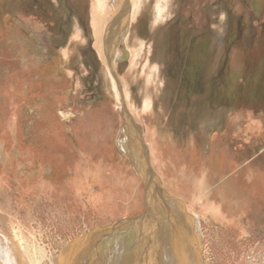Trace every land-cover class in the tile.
I'll use <instances>...</instances> for the list:
<instances>
[{
  "label": "rangeland",
  "instance_id": "374dc122",
  "mask_svg": "<svg viewBox=\"0 0 264 264\" xmlns=\"http://www.w3.org/2000/svg\"><path fill=\"white\" fill-rule=\"evenodd\" d=\"M5 2L0 0V17L20 26L22 30L36 37L41 45L48 43V46L54 51L56 59H60V55L67 49H74L70 61H67V66L62 65L65 64L63 61H54L57 71H61L63 68L70 76L66 85L64 83L56 84L55 95L61 92L67 94L66 101L58 100L56 103L54 117L57 123L74 124L87 113H108L107 116L109 114L111 117L114 116L116 126L114 140L117 142L120 137L125 136V112L132 115L136 126L143 132L139 136V149L145 156L147 155L148 161L145 162L160 181L162 198L165 200L162 207H159L162 209L160 212L164 218H162L163 222H168L173 217L172 203L184 202L180 206L182 216L189 215L186 209L188 211L190 208L191 212L200 215L202 238L201 245H196V248L200 251L198 252L204 263L264 264V195L248 200L249 202L244 204L247 207L243 208L238 200L232 199L234 194H230L229 189L233 187L234 182L236 186L233 187V191H239L243 184L249 189L251 183L244 180V183L240 185L235 181L236 179H226L217 187L221 175L217 169V171L213 170L209 173L206 166L202 164L203 162L190 168V171H181L179 165L184 166L183 162H185L182 159L180 163H171L169 166L171 168L170 175L161 171L153 164L150 152L153 153V144L158 147V150L164 148L163 141L151 138L148 135L147 126L149 123L153 128H163V126L160 121L155 124V120L151 116L148 118L149 115L141 112L145 100V75H143L145 72L143 69L147 68L148 64L150 66L157 65L165 80V74L173 79L170 83L171 86L167 88L166 80L158 91L154 90L155 82L149 85L152 94L158 100H155V109H158L159 104H164L161 94L166 89L188 88L191 90L196 88L198 82L194 84L181 78L182 74L191 72V65L184 63L185 60L188 61L187 56H190V46L194 53L199 51L202 53V48L208 42V35L217 43H223L224 40L231 39V29L235 28L234 35L238 39H242L246 46L254 47L264 28V0H168L166 4L163 0H140L139 7L136 8L137 15H134L136 18L130 19L125 34H117L114 38L115 42H121L124 47L123 50H121L122 46L119 47L120 60L116 63L114 73L119 83L124 77L129 78L131 95L129 107L126 105L124 97L121 96L118 103L114 102L111 97L104 75L102 57L99 53L100 45L103 43L99 38L100 27L109 20V13L112 12L110 7L105 5L106 3L103 2V8H100L98 0H25L22 12L24 18H19L22 22H17L11 15L15 14L12 9L16 8L18 0H5ZM228 7L234 11L230 20L226 21L224 13ZM157 8L159 10L162 8L159 19H156ZM102 9L104 11L101 12ZM131 9L133 11L134 8L131 7ZM31 20L35 23L32 26L30 25ZM209 31L211 32L209 33ZM76 33L80 35L77 41H75ZM137 42L143 43L146 48L136 55L134 47H136L135 44H138ZM219 55L217 49L213 53V57L218 60ZM164 56L167 59H164ZM164 61L166 65H164ZM216 66L219 69L220 65ZM219 72L224 74L226 71L220 68ZM238 72L229 70L228 73L236 75ZM218 78L220 80L221 76ZM218 78L217 85L223 83L222 79L219 81ZM237 101L236 104L231 103L235 104L231 105L230 114L233 119L242 111L249 112L252 117H264V90L262 96L250 93L248 98L242 97ZM241 103L246 104L245 107H241ZM3 106L5 105L1 103L0 121L3 115L6 116L10 112V106L7 108ZM187 108L190 109V107H184L183 111L180 110L181 112L177 113L178 118L176 114L167 113L163 118L164 126L170 129L176 139H179L176 140L177 151H180L181 155L183 152L187 154V151L191 150L187 145V139L191 133H194L197 147L193 149V152L197 158L203 157L206 161L210 154L206 152L211 151L210 144L205 143L207 129L199 128L194 122L195 115H192ZM137 110L139 112L135 118L133 114L134 111L137 113ZM60 112L63 114L65 112L64 116L60 115ZM16 115L18 118H22L21 114L16 113ZM175 121L178 122V127H174ZM235 135L234 138L232 137L233 139L230 134L227 136L231 140L230 148L232 147V149L230 152L237 155L238 161L225 177H233L234 174L261 162L264 158V155L262 158V155L257 154L261 149H264V143L259 144L253 141L252 144L246 146L238 142L239 136L237 138ZM31 140L38 146L43 144L35 142L34 138H30L28 141ZM220 147L223 145L219 140L212 144L216 153L221 151ZM72 155V151H69L63 165L60 167L57 165L58 168L54 176H49L48 172L40 173L38 182L43 183L44 187H40L39 190H33L36 187V184H32L33 182L26 185L25 181H30L32 174L25 177L23 174L17 173L22 165L8 169L2 164L0 169L2 172L0 227L3 229V234L7 237L15 235L17 242L24 240L32 246L31 250L34 249L38 253L42 251L48 259H52L54 264H71L74 260L83 257L92 244L103 238L117 235V231L113 233L115 229L121 228V232H124L122 227L125 221L137 222L144 216L147 213L149 201L154 196L151 189L145 185V192L137 203L143 207L139 211L136 207L134 210L138 212L135 215H120L115 219H109L100 212L86 207L75 198L73 185L69 184L63 174L68 164L72 162L74 157ZM218 155L223 157L221 153ZM12 159L17 162L16 158L14 160L12 157ZM27 167L29 168V166ZM29 172L36 175L37 170L32 168ZM140 172L142 173V170ZM6 173L7 176H4ZM145 177L143 176L144 179ZM50 181L53 182V187H51ZM199 198L202 199L201 207L196 203ZM167 200L169 203L166 202ZM145 201L146 206L144 205ZM161 201L163 200L161 199ZM207 207H210L213 213L208 211ZM159 217L161 216L159 215ZM172 220L174 219L172 218ZM140 224H144V222ZM106 226L107 229L102 231V227ZM179 226L182 228L180 222ZM163 235L167 238L171 236H167V232ZM171 237H169L170 240L167 239L168 243L171 242ZM108 250L109 244L104 249L106 257L109 254Z\"/></svg>",
  "mask_w": 264,
  "mask_h": 264
},
{
  "label": "crops",
  "instance_id": "0c3cea01",
  "mask_svg": "<svg viewBox=\"0 0 264 264\" xmlns=\"http://www.w3.org/2000/svg\"><path fill=\"white\" fill-rule=\"evenodd\" d=\"M17 3L18 5L16 8L12 9V12L15 14H12L11 16H13L17 22H22L19 18H24L22 12L24 10L23 6L25 0H18ZM233 11L234 9H230V7L227 8L224 13L226 17L225 19H227L226 21L230 20V17L233 16ZM34 24V21L31 20L30 25L32 26ZM237 29L239 31V28ZM235 31V28L233 30L231 29V39H226L223 43H217L210 35H208V42H206V46L202 48V53H200V51L194 53L193 48L191 49L190 46V56H187L188 61L185 60L184 63L189 66L191 65V72L182 74L181 78L182 80L190 81L194 84L198 82L196 88L191 90L188 88H177L175 90L166 89L161 94V98H163L162 102L168 107V113L176 114L177 118V113L183 111L184 107H190V109H187L188 111H191L192 115H195L196 120H194V122L197 123L199 128L207 129V139L205 143L210 141L211 151L206 153H211L214 159L216 156L219 157L218 154L220 153L222 155L226 152L231 154L235 161L234 166L229 168L225 163L222 167L223 169L221 168L219 173L221 179L218 180V183H215H217L218 187L226 179L230 180L233 178L234 180L236 179L237 181H235L240 185L244 183V180L250 182L251 187L249 189L243 184L241 188H239V191H233V187L236 186L235 182L233 187H230L229 189L230 194H234L232 199L238 200L241 204L240 206L245 208L247 206L244 204L249 202L248 200L257 198L256 196L259 197L264 195V149H261V152L259 151V153H257L259 156L262 155L263 160L261 162L245 168L240 173L236 175L234 174L233 177H225L227 172L232 170L238 161L237 155L230 152V149H232V147L230 148L231 140L227 135L230 134V137L232 138L236 134L235 137L238 138L239 136L238 142L246 146L252 144L253 141L254 143L258 142L259 144L264 143L263 116L252 117L249 112L242 111L233 119L230 114L232 111L231 105H235L239 98H248L250 93H255L259 96L263 95L264 28L262 32H260V35L258 36L259 39L255 42V45L252 48L246 46L242 39H238V37L234 35ZM210 32L211 31H209V33ZM233 35L234 37H232ZM3 42L8 43L10 41L4 40ZM14 46L12 49L14 52L11 50L14 54L0 55V88L2 89L5 87V90L7 89L6 91H9L8 93H10L11 96L9 105H5L6 108L11 106L9 107L10 112L9 114L7 113L6 116L3 115L0 125L10 124L7 126L4 135L10 142L8 150L12 157L16 159L23 156L30 158V162L27 163V165H22L17 170L18 172H16L27 177L28 175L34 174L29 171L32 170V168H35L37 170V176L39 177V168L40 165L43 164L41 173L48 172L49 176H54L58 166L60 167L65 160H67L68 152L72 151V156L74 157L72 162L68 164L67 169L64 170L63 174L69 184L73 185V191L76 195L75 198L85 204L86 207L100 212L109 219H115L120 215H135L143 207V205L137 203H139V199L143 196V192H145L144 190L146 188L145 185L148 183H146L147 177H145L146 175L144 171L137 163L138 155L134 143L135 137L133 136V134L135 135V131L132 130V127L129 128L127 125L128 123L125 121V136L123 138L120 137L122 139L119 138V141L117 140V142H115L114 132L116 126L114 121L101 122L98 127L101 129L100 132L96 133L94 139L90 138L91 145H88V142H79L74 136L71 126H69L70 123H57V120L54 117L56 104H53V102L55 101L54 96L58 85H56L55 75L57 70L54 62L49 58L41 57L30 51L28 52L29 54L24 55L21 53L20 49L17 50L19 48L18 45L15 44ZM42 46L46 47V49L52 54H55L48 46V43H44ZM2 48H4L5 53L6 51H9L4 45L1 49ZM217 49L220 53L218 60L213 57V53ZM163 58L167 59L166 56ZM217 64L220 65L219 69L221 68L226 71L224 74L219 72V69H217L216 66ZM62 65L67 66V63ZM164 65H166L165 61ZM229 70H236L239 72L235 75L228 73ZM61 71V73L57 72L62 75L60 78H63L68 82V77L70 76L66 74V70L61 68ZM7 74L11 77L10 81H6ZM165 76L168 88V86H171L170 83H172L173 79L170 78L171 76L168 74H165ZM219 76H221L223 83L217 85L216 81ZM6 82H9V84L7 85ZM202 82L206 83L203 84ZM39 99H41L42 102L41 100L39 101ZM222 100L223 102H221ZM244 101L246 100L244 99ZM232 102L235 104H231ZM245 105L246 104L243 103L241 107H245ZM16 113H19L22 116V121L18 128L17 125H13L14 122L12 120V115ZM177 118L175 119L177 120ZM33 125H35L34 129ZM178 125V122L175 121L174 127H178ZM29 126L33 131H28ZM126 128H129V133ZM139 131L140 134H143L140 128ZM211 134H213L212 138ZM57 135L60 136L62 140L58 141L56 139L58 138L56 137ZM30 138L45 139V142L47 141L50 147L44 149L43 146L30 144L29 146L31 147L25 149L23 145L24 143H27ZM216 139L219 140L221 145H223V147H220L221 151L218 153L212 148V144H215L217 141ZM121 140L123 141L121 142ZM197 143H199L198 140ZM123 144L129 145V148L126 150L123 149ZM82 146L84 148H82ZM36 163L37 165H35ZM29 164L31 165L28 168L27 166ZM141 170L142 173L140 172ZM152 172L151 175L157 178ZM35 183L36 187L33 190H39L40 187H44L43 183L38 182V178H36ZM50 185L53 187L52 181H50ZM82 186L84 189L80 188ZM147 187L149 188L148 185ZM156 187L157 189L155 191H159L160 184ZM144 205L146 206V201ZM136 207H138V211L134 210ZM147 219L148 218L145 215L139 218V220ZM139 220L137 222H139ZM152 220H156V218ZM130 221L134 224L137 223L133 220ZM110 225L112 224L110 223ZM106 229L107 226L104 228L102 227V231H105ZM117 230H119V228L115 229L113 233H116Z\"/></svg>",
  "mask_w": 264,
  "mask_h": 264
},
{
  "label": "bare ground",
  "instance_id": "6f19581e",
  "mask_svg": "<svg viewBox=\"0 0 264 264\" xmlns=\"http://www.w3.org/2000/svg\"><path fill=\"white\" fill-rule=\"evenodd\" d=\"M163 1L165 2V4L168 2V0H163ZM103 2L106 3L105 5H108L110 7V11H112L111 13H109L110 14L109 20L104 22L101 25L100 31H99V38L101 39V42H103L100 45L99 53L102 57L104 75H105V78L108 84V89L110 91L111 97L113 98L114 102L118 103L120 97L122 96L124 97L126 105L129 107L130 106L129 100L131 99V95L129 92V87H130L129 78L124 77L122 82L119 83L114 73V71L116 70V63L120 60L119 59V55H120L119 47L122 46L121 42H115L114 38H115V35L117 34L119 35L125 34L130 19H132L133 17L137 15L138 11H136V8L140 0H98V4L100 8H103L102 7ZM1 6H2V3H1ZM131 7L134 8L133 11ZM161 9L162 8H160L159 10V8H157L158 16L156 19H159L161 17ZM102 11H104V9H102L101 12ZM77 34L78 33H76L77 39L75 41H77L80 37V35L79 34L77 35ZM4 40H9L10 42L4 43L3 42ZM22 40H25V41L23 42ZM2 44L4 45L6 49H9V51H6L5 53L4 48L1 49V47L3 46ZM15 44L18 45L19 47L17 50L20 49L21 53H23L24 55L29 54L28 52L30 51L32 53L38 54L41 57L49 58L53 62L59 60V61H63L67 63V61H70L72 53L74 51V49L73 50L67 49L66 51H64L63 54L60 55V59H56V55L44 49V47L40 44V42L38 41L36 37L22 30L20 26L15 25L11 23L10 21L0 17V55L1 54L9 55L13 53L14 51L12 49ZM135 46L136 47H134L135 48L134 52L136 55L137 53L144 51V48H146L143 43L135 44ZM123 49L124 47L122 46L121 50ZM132 62H133V65H135L134 61ZM31 64H34V63H31ZM143 71L145 72V74H143L145 75V79H144L145 100L143 102L141 112L145 113V115H149L148 118L151 116L155 120V124H157L156 122L160 121L161 125L163 126V128H158V127L153 128L150 125V123H149V126H147L148 135L153 139L155 138V140L156 139L162 140L163 145H164V148H161V150H158V147L155 146L154 144L152 145L153 153L150 152V155H151V158H152L151 160L153 161V164L157 166V168H159L161 171L166 173L167 175L171 174L169 173V171L171 170V168H169L171 163L173 164H176L177 162L180 163L182 159L185 162H183L184 166L179 165L181 171H190V168L194 167L195 165L200 164L201 162H203L202 164L206 166V169L208 170L209 173L213 170L214 171L218 170L217 172L220 173L219 170H221V168L224 166L225 163L226 165L229 166V168L233 167L235 161L233 157L231 156V154H229V152L224 153L223 157H220V158L216 156L215 159L210 153L208 154L206 161L203 159V157L197 158V156L193 152V149L197 147L196 146V135L194 133H191V135L187 139V145H189L191 150H188L187 154L183 152V155H181L182 153H180V151H177L178 145H177L176 140H179V139H176L175 135H173L170 129L164 126L165 120H163V118H165L168 113V107L165 104L161 103V105L159 104V108L155 109V100L157 99L155 98V95L152 94L151 88L149 87V85L155 82L154 90L158 91L164 85V82L166 80L164 79V77H162V74L160 73V68L157 65L150 66V64H148L147 68L143 69ZM57 72L61 73L62 71L59 70ZM57 72L55 75L56 84L64 83L66 85L67 80L65 81L63 78H60L62 75L60 73L58 74ZM7 77H6V81L8 80L10 81L11 77L9 76V74H7ZM6 84L8 85L9 82H6ZM6 90H5V87H3L2 89L0 88V104L2 103L4 105H7V104L9 105L11 96H10V93H8L9 91L7 92ZM66 95H67L66 92H61L59 94H56L54 96L55 101L53 102V104L54 103L56 104L58 100L61 102L66 101L67 99ZM40 100L41 99H39V101ZM3 107L6 108V106H3ZM138 112H139L138 110H137V113H135L134 111L133 116L135 118H137ZM64 114L60 112V115L64 116ZM107 114L108 113H104V112L87 113L85 114L83 118L78 119L76 123L74 124L71 123L70 126L72 128V131L74 132L73 134L76 137V139H78L79 142H82V141L88 142V145H91L90 138L94 139V137H96V133H99L101 130L100 128H98L100 125L99 123L114 121L113 119L114 116L111 117L110 114L107 116ZM15 115L16 114L12 115L13 116L12 120L14 122L13 125L14 126L17 125V128H18L20 126V122L22 121L21 120L22 118H18V115L16 116ZM131 116L125 112V119H126V122L128 123L127 124L128 127L129 128L132 127V130L135 131V135L133 134V136L135 137L134 143H135V148L137 150V155H138L137 163L139 164L140 168L144 171L147 177L146 183L148 182L147 185L149 186V189H151L150 191H152L153 192L152 194L154 195L149 201V207L147 209V213L145 214V216H147L148 219L145 221L139 220V222H137L136 224H134L131 221H125L124 226L122 227L124 232H121L120 230L121 228H119V230H117L118 232L116 233L117 235H114L113 237L103 238L99 242L92 244L89 250L84 253L83 257H81L78 260H74L71 264H206L201 260V257L199 254L200 251L197 250L196 248V245L198 244L201 245L200 240L202 238V235L200 232V215L191 212V208H190L191 206L189 207L190 210L187 211L186 209V212H188L189 215H185L184 217L181 215L182 211L180 209L181 204L184 202L172 203L171 205H172V209L174 213V214L172 213L173 214L172 218L174 220L170 218L169 220L167 219L168 222H163L164 221L162 220L163 216L161 215V212H160L162 209L158 207H162L161 205L165 200L162 198L163 195H162V191L160 190V188L158 192H155V190L157 189L156 186L160 182L157 180V178L151 175L152 171L147 166L148 163L146 164L145 162L146 160L148 161L147 155L145 156V154H143L142 151L139 149L140 131H139V127L136 126L133 120L134 118H132ZM9 125L10 124L0 126V169L2 167V164H4L5 168L10 169L11 167H16L18 165H27V163L30 162V158L28 157L26 158L23 155H22L23 157L16 159L17 162L13 161L9 153V150H8L10 142L7 140L6 136L4 135V132L7 130L6 128ZM34 128H35V125H33V129ZM129 128H126L128 130V133H129ZM28 129H29L28 131H33L30 126L28 127ZM42 133H45V132H42ZM56 137H58L56 138L58 141L62 140L60 136L57 135ZM35 139H36L35 142L43 143L42 146L44 147V149H48L50 147L47 141L45 142V139H41V138H35ZM167 141H169L170 143ZM207 142L209 145L210 141H207ZM30 144H34V142L32 140L28 141L23 146L25 147V149H28L27 147H31L29 146ZM36 144L37 143H35V145ZM92 145H95V144H92ZM108 147H109V144H108ZM82 148L84 147L82 146ZM122 148L126 150L127 148H129V145L123 144ZM30 165L31 164H29L28 166ZM35 165H37V163ZM42 165H40V168H39L40 173L42 171ZM1 174L2 172L0 171V182L2 181ZM4 176H7V173L4 174ZM36 178H38L37 173L36 175L32 174L30 176V181H25L26 185H28L29 182H33L32 184H36L35 183ZM80 188L82 189L83 186ZM161 199L163 201H161ZM168 200L166 202L169 203L170 200L169 201ZM201 200L202 199L199 198L196 201L197 205H199L200 207L202 204ZM175 208H177V210H175ZM207 210L213 213L210 207H207ZM162 214H163V211H162ZM159 215L161 217H159ZM151 218L153 219L156 218V220H152ZM141 222H144V224H140ZM179 222L181 223L182 228L179 226ZM2 230L3 229L0 227V264H54L51 261L52 259L50 258L48 259L47 255L43 253L42 251L38 253L34 249L31 250L32 246H30L27 242H25L24 240H22L21 242H17L15 239V235H13V237L12 236L7 237L3 234ZM165 232L168 233L167 236L169 235L172 236V237L169 236L172 239L171 242L169 243L167 242V239L170 240V238L169 237L167 238L166 236L163 235ZM116 242L117 244H115ZM108 244H109V250H108L109 254L106 257V253H105L106 251L104 252V249L106 245Z\"/></svg>",
  "mask_w": 264,
  "mask_h": 264
},
{
  "label": "water",
  "instance_id": "95a60500",
  "mask_svg": "<svg viewBox=\"0 0 264 264\" xmlns=\"http://www.w3.org/2000/svg\"><path fill=\"white\" fill-rule=\"evenodd\" d=\"M123 140H121V142H122Z\"/></svg>",
  "mask_w": 264,
  "mask_h": 264
}]
</instances>
